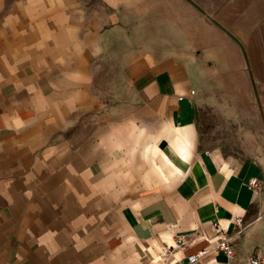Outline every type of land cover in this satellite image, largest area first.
<instances>
[{
  "label": "crops",
  "instance_id": "0c3cea01",
  "mask_svg": "<svg viewBox=\"0 0 264 264\" xmlns=\"http://www.w3.org/2000/svg\"><path fill=\"white\" fill-rule=\"evenodd\" d=\"M206 92L240 110L246 157L202 147ZM250 255L264 256V0H0V264Z\"/></svg>",
  "mask_w": 264,
  "mask_h": 264
},
{
  "label": "rangeland",
  "instance_id": "374dc122",
  "mask_svg": "<svg viewBox=\"0 0 264 264\" xmlns=\"http://www.w3.org/2000/svg\"><path fill=\"white\" fill-rule=\"evenodd\" d=\"M219 96V92L212 96L206 92L201 101L202 147L217 148L236 156L243 153L246 157L245 154L250 153L258 141L246 139L240 110L222 107Z\"/></svg>",
  "mask_w": 264,
  "mask_h": 264
},
{
  "label": "built area",
  "instance_id": "2783aa9c",
  "mask_svg": "<svg viewBox=\"0 0 264 264\" xmlns=\"http://www.w3.org/2000/svg\"><path fill=\"white\" fill-rule=\"evenodd\" d=\"M250 189H258L260 188V181L257 178H252L249 181L248 184ZM236 222L237 224L241 225L243 222V218L238 216L236 217ZM185 241L183 240L182 237L177 236L175 239V243L173 245H169L165 247L164 254L165 255H170L174 252L175 249H178L180 247L185 246ZM216 247L224 252L228 257L233 256V246L230 242V237H226L223 239H220L216 245ZM208 253L207 249L203 248L199 250L198 252L191 253L187 255V261L189 263H194L201 257H204ZM248 264H264V256L263 255H250L247 259ZM173 264V263H171Z\"/></svg>",
  "mask_w": 264,
  "mask_h": 264
}]
</instances>
